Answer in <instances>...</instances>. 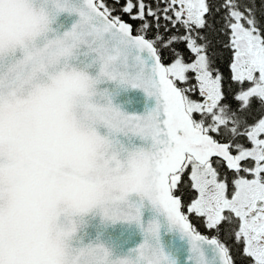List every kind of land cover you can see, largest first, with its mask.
<instances>
[{
	"label": "water",
	"instance_id": "obj_1",
	"mask_svg": "<svg viewBox=\"0 0 264 264\" xmlns=\"http://www.w3.org/2000/svg\"><path fill=\"white\" fill-rule=\"evenodd\" d=\"M234 160L155 47L96 0H0V264H230L169 177Z\"/></svg>",
	"mask_w": 264,
	"mask_h": 264
},
{
	"label": "flooded vegetation",
	"instance_id": "obj_2",
	"mask_svg": "<svg viewBox=\"0 0 264 264\" xmlns=\"http://www.w3.org/2000/svg\"><path fill=\"white\" fill-rule=\"evenodd\" d=\"M203 1L96 0V6L115 23L140 18L146 6L155 5L172 11L177 25L179 21L197 25L191 15L200 11L197 5ZM251 31L258 48L264 52L262 38L257 31ZM195 83L200 89L202 79L197 78ZM213 84L219 92L214 99L198 89L195 94L184 96L186 110L195 127H202L203 133L215 143L226 146L234 163L212 156L205 164H199L186 156L179 171L169 177L171 194L179 200L180 211L192 231L215 239L228 259L234 247L241 264H245V258L251 264H264V94L254 88L252 94L224 95ZM246 100L261 101L254 106L262 109L256 119L247 120L248 127L243 125L245 112L240 109ZM199 202H202L201 208L197 205Z\"/></svg>",
	"mask_w": 264,
	"mask_h": 264
},
{
	"label": "trees",
	"instance_id": "obj_3",
	"mask_svg": "<svg viewBox=\"0 0 264 264\" xmlns=\"http://www.w3.org/2000/svg\"><path fill=\"white\" fill-rule=\"evenodd\" d=\"M204 1L205 12L199 25L183 24L180 21L177 25L172 11H164V7L161 9L155 5L146 6L140 18L124 21L131 25L134 35L143 36L155 47L161 63L167 68L169 77L183 96L198 91L199 86L195 80L199 74L208 75L224 95L252 94L254 82H239L233 76L236 56L233 30L234 27L240 26L246 30L257 31L264 42V0ZM192 47L197 48L199 52H191ZM177 61H181L186 68L184 81L176 79L173 75ZM192 64L196 65L194 70L189 68ZM199 78L202 79L201 76ZM255 104H261V101L246 100L243 107H240L241 111L245 112L242 118L244 127L249 126L248 119H256L257 115L262 113V109L256 108ZM235 105H238L236 101ZM229 255L230 264H241L234 247ZM244 262L251 264L248 258H245Z\"/></svg>",
	"mask_w": 264,
	"mask_h": 264
},
{
	"label": "rangeland",
	"instance_id": "obj_4",
	"mask_svg": "<svg viewBox=\"0 0 264 264\" xmlns=\"http://www.w3.org/2000/svg\"><path fill=\"white\" fill-rule=\"evenodd\" d=\"M140 7L141 5L139 4L138 8ZM197 9L200 11L195 12L194 15L191 16H194V19L199 25L201 23L203 11H205L204 1L197 5ZM140 14L141 13L139 12V15ZM256 42L257 39L252 35L251 30H248V32H242L240 26L234 27L233 44L236 49V56L232 70L233 76L236 80L239 82L243 80H251V82H254L255 88L258 89V93L264 94V52L258 48V43ZM246 44H248V46ZM241 49L244 50L243 53L241 52ZM193 52L197 53L199 51H196L193 48ZM189 68L194 70L196 65L192 64ZM185 70L186 68L181 64V61H177L173 70L174 77L178 80L184 81ZM198 76L202 77L199 91H204L210 99H214V96L218 95L219 92L217 87L213 84V81L207 77L208 75L203 76L202 74H199ZM197 205L201 208L202 202H199Z\"/></svg>",
	"mask_w": 264,
	"mask_h": 264
}]
</instances>
